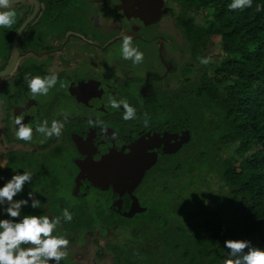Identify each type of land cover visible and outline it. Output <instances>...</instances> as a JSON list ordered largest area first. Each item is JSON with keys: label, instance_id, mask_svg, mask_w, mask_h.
<instances>
[{"label": "flooded vegetation", "instance_id": "obj_1", "mask_svg": "<svg viewBox=\"0 0 264 264\" xmlns=\"http://www.w3.org/2000/svg\"><path fill=\"white\" fill-rule=\"evenodd\" d=\"M163 1L168 12L157 23L134 26L129 18L127 0H23L10 5L16 12L15 22L10 27H0V73L13 65L10 73L0 76V163L6 162L5 166H0V185L15 171L32 174V179L13 197L27 199L26 193L32 191L33 198L40 201L37 209L22 206L24 214L46 211L48 215L56 216L48 213L49 206H44V200H40L47 194L44 188L48 186L67 190L71 201L82 199V206L87 205L85 212L78 213V205L73 201L70 208L77 213L69 222L58 216L60 224L54 233H65L64 238L69 243L65 253L83 254L84 250L81 264H86L85 251L94 243L98 244L94 237L104 241V250L97 256L102 260L110 256V263L113 254L106 249L107 244H113L123 252L128 245L144 242V229L150 226L145 217L147 208L141 202H134L133 197L137 199L144 194L141 193L143 183L152 185L169 176L166 171L174 163L171 157L188 156L186 146L195 137L196 124L201 123L196 115L206 111L199 103V90L209 89L220 77L213 71L220 52L215 59L205 57L208 47L213 46L206 42L196 58L197 54L191 51L190 43L177 26L175 2ZM98 14L105 18L106 24L114 17L117 22L123 20L128 24V31L136 34L157 28L168 19L163 33L132 40L141 41V46L152 51L151 59L157 61V66L148 68L143 62L133 64L131 60L122 59L119 48L122 36L104 43L101 54H95L93 41ZM24 23L14 54V39ZM64 23L71 25L62 27ZM80 24L81 29L76 30L74 25ZM98 31L101 36H106L101 27ZM130 36L134 39L135 35ZM202 58L208 62L201 63ZM52 73L56 74L57 82L46 96L33 95L27 90L26 74L44 76ZM98 75L103 80H98ZM128 79H131L128 91L138 95L142 105L138 108L129 104L137 108L138 115L120 125L122 122L106 120L117 109L123 112L122 107L113 109L110 106V99L121 98L117 82L109 81L124 84ZM55 94L64 96L60 104L67 102L69 107L64 106V109L74 112L63 116L61 114L66 113L55 112L57 109L53 108L54 111L48 113L51 95ZM84 111L92 117H81L80 120L79 112ZM94 111L102 114L100 121L94 117ZM54 114L63 124L61 134L45 139L35 127L42 120H53ZM16 116L23 117L22 122L33 129L32 140L26 142L15 138L13 120ZM139 117L145 118L140 120ZM42 139L44 143H41ZM58 153L68 161L65 163L69 168L61 185L57 184L55 176L44 180L39 176L51 164L47 159L59 156ZM2 207L0 218H7ZM120 237L122 240L117 241ZM74 259L66 254L60 264H75Z\"/></svg>", "mask_w": 264, "mask_h": 264}, {"label": "trees", "instance_id": "obj_2", "mask_svg": "<svg viewBox=\"0 0 264 264\" xmlns=\"http://www.w3.org/2000/svg\"><path fill=\"white\" fill-rule=\"evenodd\" d=\"M173 1L180 8L177 19L185 17L177 26L195 57L206 42L221 49L213 64L220 77L199 90L206 111L196 115L201 123L186 146L189 154L168 166L163 179L179 183L191 175L198 182L181 188L170 206L173 217L150 213L144 242L123 252L107 244L112 264H220L227 239L264 247V0L243 10H229L230 0ZM204 12V23L194 24ZM202 173L217 178V192L199 190L207 179Z\"/></svg>", "mask_w": 264, "mask_h": 264}, {"label": "clouds", "instance_id": "obj_3", "mask_svg": "<svg viewBox=\"0 0 264 264\" xmlns=\"http://www.w3.org/2000/svg\"><path fill=\"white\" fill-rule=\"evenodd\" d=\"M11 0H0V27H10L15 22L16 12L11 9ZM252 5V0H230L227 5L229 10H243ZM260 5H257V11ZM120 55L124 60H131L133 64L140 63L143 53L132 45L130 35H123L120 44ZM201 63H207L202 58ZM27 90L33 94L46 96L56 85L55 73L44 76L24 77ZM113 109H123V120L135 118L136 109L124 100L110 99ZM23 117L16 116L13 120L14 136L20 141L32 140L33 129L22 122ZM63 124L53 119L50 122L40 121L35 127L37 133H42L45 139L59 136ZM43 142V141H41ZM6 162L0 163L5 166ZM32 179V174L27 171L13 172L9 179L0 185V207L7 218H0V264H60L66 253L65 247L68 240L63 235L54 234L60 224V218L50 216L46 211L40 214H24L21 207L27 205L37 209L40 202L33 198L32 191L26 193L27 199H13L19 194L22 187ZM61 215L65 222L72 219L68 209H62ZM18 218V219H14ZM227 249L226 256L220 264H264V247H256L248 240L227 239L224 241Z\"/></svg>", "mask_w": 264, "mask_h": 264}, {"label": "rangeland", "instance_id": "obj_4", "mask_svg": "<svg viewBox=\"0 0 264 264\" xmlns=\"http://www.w3.org/2000/svg\"><path fill=\"white\" fill-rule=\"evenodd\" d=\"M174 10L175 12L179 13L180 11V8H179V5H174ZM96 12H98L96 10ZM96 12H94V14H96ZM189 12H187V16H188ZM99 15V14H98ZM205 12L202 14V15H198L197 17L195 16L194 18L196 19L194 24H198V25H202L204 23V18H205ZM185 17L183 18H180V19H176L177 20V24L178 23H182V21H184ZM105 18H103V16H98V18H95V28H94V53L95 54H101V46L104 44V43H110V40L111 39H115L114 37H119V36H123L125 34L127 35H130V34H133L134 36V41H138L139 39L138 38H146V37H150L151 35L154 37L155 35H159L161 33H163V30H164V27L163 26H166L168 24L169 21H166L168 19H165L164 23H162V25L160 24L157 28L155 27H152L150 29H146V30H143L141 31L140 33H134V32H130L128 31L129 29H127L128 27V24L126 22H123V20H120L117 22V19L114 17L113 19H110L109 20V23L106 24V21L104 20ZM71 25L70 23H64L62 27H67ZM102 28L105 30V35L106 36H101L99 34V31H98V28ZM74 28L77 30V29H81V24L80 26L79 25H74ZM111 40V41H113ZM132 41V45L134 47H136L140 52L143 53V59L141 62H143L148 68H151V67H155L157 66V61H155L154 59L152 60V51L150 50H147V48L145 49L143 46H141V41L140 42H134ZM1 42V41H0ZM134 42V43H133ZM218 41H216L217 43ZM2 45L4 46V43H2ZM118 45L114 46L117 47ZM120 48V47H119ZM144 48V49H143ZM3 49H5V46L3 47ZM151 49V48H150ZM152 50V49H151ZM160 51V50H159ZM219 52H221V49H220V45L217 43V44H214L213 46H209L208 47V50L206 51V54H205V57H209V58H212L214 57V59L218 56H216ZM209 68H207L208 70ZM210 76H212V74H210ZM96 78L98 80H103L101 78L100 75L96 76ZM130 81L131 79H128V80H125L124 81V84H120L118 83V81H115V80H110L109 82L110 83H116V87H117V90H119V95H120V98L121 100H124L126 101L128 104H132L133 106L136 105L138 108L140 107V105H142V101L140 100V98L138 97V95H136L135 93L134 94H131L128 90L130 88L129 84H130ZM19 88H21V84H19L18 86ZM64 96H62L61 94H55V95H51V106L50 108L46 109V111L49 113L53 112L54 110H51L53 108H56L55 112H58L60 111V113H66V114H61V115H70L69 113H73L74 111H67L66 109H64V106L66 108L69 107V104L67 102H63L64 105L60 104V101H63L64 100ZM57 104L59 106H57ZM137 109V108H136ZM80 114V117L79 119L82 117L85 118H89V117H92L90 115H88L87 112H79ZM160 114V113H159ZM122 115H123V112H121L119 109H117L116 113L114 115H112L111 117H106V120L110 121V122H113V123H116V122H122V121H125L122 119ZM138 115V114H136ZM72 116V114H71ZM76 116V115H74ZM94 117H96L98 119V121L101 120L102 118V114L98 111H94ZM137 117V116H135ZM145 117H139L140 120H144ZM53 119H56V120H59V117L57 114H54L53 116ZM65 119V117H64ZM52 119H49L48 121L50 122ZM81 120V119H80ZM119 120V121H117ZM129 120H127L128 122ZM124 122L120 123V125H122ZM41 143H44L45 140L42 139ZM62 151V150H61ZM56 152H58L56 150ZM60 153V152H59ZM59 153L57 155H59ZM50 160V165L49 167L47 168V170H44L43 172H41V174L39 175L40 178L42 180H44L45 178H51L52 176H55L57 177V184L58 185H61L62 184V181L64 180V178H66V174H67V170L69 172V168H68V165L66 167V163H68L67 160H65V157L64 156H52L50 158L47 159V161L49 162ZM171 161L172 162H178V157H171ZM66 162V163H65ZM207 177V179H204V181H202V183L200 182V189L199 190H202L201 192H205V191H209L211 193H215L218 191L219 189V186H218V182H217V178H214L213 175L211 176L210 174H207V175H204L203 173L200 175V177ZM183 178V177H182ZM40 182H44V181H40ZM146 182V181H145ZM178 181H173L169 184H166L165 180H163L162 182L160 181H155L152 185H150L149 183H143L142 184V189H141V193H144L143 195H140L137 199L136 197H133L134 199V202L136 203H140L142 205H146V214H145V217H146V220L147 222H149V220L151 219V211H154L153 214H161V215H164V216H169V217H173V215L169 212L170 211V206L171 204L174 203V201L176 200V198L180 197V192H181V188L183 186H185L186 184H188V182H194V183H197L198 182V179L197 177L195 176H191L190 177L187 175L186 177H184L181 182L177 183ZM205 184H207V186H205ZM41 185L45 186L44 183H42ZM167 185V186H166ZM209 185V186H208ZM51 187V189H50ZM58 187L55 186H48V187H45L44 191L48 194H45L44 196L41 197L40 200H44V206H49V209L47 208L46 210L48 211V213H54L57 217L58 216H62L61 215V206H65L66 208L65 209H69V212L72 213V215H74L76 212H74L70 207L74 204V202L77 203L78 205V213L80 214H83L85 212V209L87 207V205H83L82 206V199L81 200H75L74 198L72 199H68V196H67V190L59 187V190H56ZM192 188V187H191ZM194 188V187H193ZM166 189V190H165ZM50 190V191H49ZM203 194V193H202ZM192 192H190V194L187 195V198H189L190 196H192ZM206 198H207V192L203 194V201L204 203H206ZM94 200V198H91ZM67 201V202H66ZM74 201V202H73ZM87 202H93L91 200H87ZM63 208V207H62ZM45 209V207L43 208ZM178 221H179V224L181 225H185L186 223L184 222V219L182 217H179L178 218ZM131 225V224H130ZM59 232V231H58ZM63 236L65 237V233H63ZM132 237V236H131ZM94 240H96V242H98L97 245H92L90 246L89 249H87L86 252V257H87V260L86 261V264H111L110 261H109V257H107L106 259L102 260L100 259L98 256H97V253L99 252H102V250H104L103 246H104V241L103 240H100L99 238H96L94 237ZM122 240V237H120L117 241H120ZM81 245H84V241H81L80 242ZM69 244V243H68ZM69 246V245H67ZM255 246V245H254ZM81 251V250H80ZM72 253H74L73 251H71ZM71 252L69 253H66L67 256H72L74 257L77 262H75V264H81V259L84 257V250H82L83 254L79 253L78 254H70Z\"/></svg>", "mask_w": 264, "mask_h": 264}, {"label": "water", "instance_id": "obj_5", "mask_svg": "<svg viewBox=\"0 0 264 264\" xmlns=\"http://www.w3.org/2000/svg\"><path fill=\"white\" fill-rule=\"evenodd\" d=\"M23 0H11V5H14ZM129 7V18L135 26L141 23L143 26H150L157 23L162 16L168 12L167 8H164L163 0H127ZM26 23L19 29L13 43V53L15 54L16 44L19 33L22 31ZM13 65L9 66L4 72L0 73V76H5L12 71Z\"/></svg>", "mask_w": 264, "mask_h": 264}]
</instances>
